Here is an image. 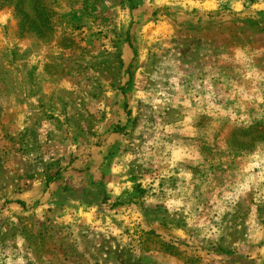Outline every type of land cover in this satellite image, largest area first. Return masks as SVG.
Instances as JSON below:
<instances>
[{
  "label": "rangeland",
  "instance_id": "rangeland-1",
  "mask_svg": "<svg viewBox=\"0 0 264 264\" xmlns=\"http://www.w3.org/2000/svg\"><path fill=\"white\" fill-rule=\"evenodd\" d=\"M34 2L0 7V264H264V0Z\"/></svg>",
  "mask_w": 264,
  "mask_h": 264
},
{
  "label": "trees",
  "instance_id": "trees-1",
  "mask_svg": "<svg viewBox=\"0 0 264 264\" xmlns=\"http://www.w3.org/2000/svg\"><path fill=\"white\" fill-rule=\"evenodd\" d=\"M2 3H0V7H12L18 15H22L25 22H28L30 19L27 12H25V1L26 0H1ZM35 13L39 18V21L44 24H40L41 26L48 27V29L51 28V19L50 17H53L56 15L55 9L53 5L48 2L46 3V0H35ZM53 25V24H52ZM173 248L168 246L165 248V250H172Z\"/></svg>",
  "mask_w": 264,
  "mask_h": 264
},
{
  "label": "crops",
  "instance_id": "crops-1",
  "mask_svg": "<svg viewBox=\"0 0 264 264\" xmlns=\"http://www.w3.org/2000/svg\"><path fill=\"white\" fill-rule=\"evenodd\" d=\"M24 127H25V125H24ZM93 151H94V150H93ZM91 153H92V151H91ZM50 186H51V185H50ZM24 195H25V194H24ZM24 195H22L21 198H19V199L25 200L26 198H25Z\"/></svg>",
  "mask_w": 264,
  "mask_h": 264
}]
</instances>
